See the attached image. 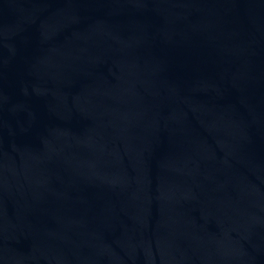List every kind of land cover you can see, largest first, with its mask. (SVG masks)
<instances>
[{
    "label": "water",
    "instance_id": "water-1",
    "mask_svg": "<svg viewBox=\"0 0 264 264\" xmlns=\"http://www.w3.org/2000/svg\"><path fill=\"white\" fill-rule=\"evenodd\" d=\"M0 264H264V0H0Z\"/></svg>",
    "mask_w": 264,
    "mask_h": 264
}]
</instances>
